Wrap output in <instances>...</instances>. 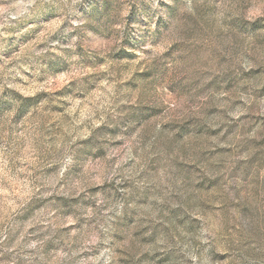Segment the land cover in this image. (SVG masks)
Returning a JSON list of instances; mask_svg holds the SVG:
<instances>
[{"label": "rangeland", "instance_id": "1", "mask_svg": "<svg viewBox=\"0 0 264 264\" xmlns=\"http://www.w3.org/2000/svg\"><path fill=\"white\" fill-rule=\"evenodd\" d=\"M0 264H264V0H0Z\"/></svg>", "mask_w": 264, "mask_h": 264}]
</instances>
